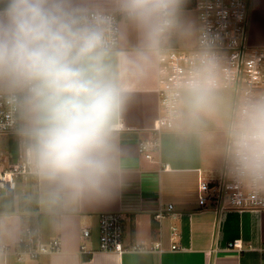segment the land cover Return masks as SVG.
I'll use <instances>...</instances> for the list:
<instances>
[{
	"label": "crops",
	"instance_id": "1",
	"mask_svg": "<svg viewBox=\"0 0 264 264\" xmlns=\"http://www.w3.org/2000/svg\"><path fill=\"white\" fill-rule=\"evenodd\" d=\"M83 2L114 9V0ZM253 4L249 41L264 46V0H253ZM119 16V50L135 58L142 36L133 24ZM175 35L173 28L148 54L146 62L141 61L138 69L126 73L130 91L114 131L115 175L103 195H84L74 202L52 204L48 197L50 185L39 175H32L18 190V197L2 196L0 245L14 244L16 233L20 235L28 219L38 225L45 242L60 238L62 243L59 252L23 262L11 256L10 264H264V212L219 213L214 205L201 206L198 202L199 179H214L223 163L233 103L229 90L215 88L214 93L225 94L214 95L213 109L199 118H193L185 107L188 91H184L176 127L162 135L156 161L139 153V141L151 137L162 113L158 89L170 75L166 49L182 48L175 44ZM23 126L20 114V129ZM105 211L124 214L125 245L140 242L148 249L121 254L100 250L99 216ZM84 226L91 227L87 252L81 250ZM234 240H241L242 246L230 247ZM173 244L178 248L173 249Z\"/></svg>",
	"mask_w": 264,
	"mask_h": 264
},
{
	"label": "clouds",
	"instance_id": "2",
	"mask_svg": "<svg viewBox=\"0 0 264 264\" xmlns=\"http://www.w3.org/2000/svg\"><path fill=\"white\" fill-rule=\"evenodd\" d=\"M180 0H114L142 36L135 58L118 50L112 15L83 0H0V94L24 120L21 135L52 204L103 195L115 175L114 131L130 91L126 73L177 25ZM193 118L214 107L210 70L185 85ZM243 175L264 180V96L243 101L227 132Z\"/></svg>",
	"mask_w": 264,
	"mask_h": 264
},
{
	"label": "built area",
	"instance_id": "3",
	"mask_svg": "<svg viewBox=\"0 0 264 264\" xmlns=\"http://www.w3.org/2000/svg\"><path fill=\"white\" fill-rule=\"evenodd\" d=\"M184 1L197 15V43L188 48L166 49L170 57V75L168 82L158 89L162 113L155 122L151 137L140 140L138 144L139 153L151 162H155L156 155L161 152L162 135L176 127L182 96L187 90L185 85L194 74L206 75L210 70L215 88L227 89L233 94L227 129L243 101L264 96V46L252 45L249 41L253 0ZM102 9L113 17L112 38L119 50L122 25L119 13L114 9ZM20 114L12 100L0 94V199L6 194L18 197V190L28 178L38 175L21 135ZM198 202L201 206L214 205L219 213L229 210L264 212V180H254L236 169L228 155L227 137L218 176L212 180L199 179ZM173 233L175 235L176 231ZM81 237V250L87 252L91 227H82ZM123 238L124 214L120 211L100 213V250L121 254L148 249L140 242L125 245ZM229 246L241 247V240H234ZM172 248L178 247L173 244ZM61 249L60 238L45 242L38 225L28 219L14 244L0 245V264H10L11 256L17 262H23Z\"/></svg>",
	"mask_w": 264,
	"mask_h": 264
},
{
	"label": "rangeland",
	"instance_id": "4",
	"mask_svg": "<svg viewBox=\"0 0 264 264\" xmlns=\"http://www.w3.org/2000/svg\"><path fill=\"white\" fill-rule=\"evenodd\" d=\"M184 7L179 3L177 11V25L174 27L177 37L175 35V44L179 45L182 48H188L194 46L197 43L198 29L199 24L197 20V15L194 10L191 9L190 5L184 1ZM223 95L225 93L218 92ZM214 93V95H219ZM189 94L184 96L185 107L188 108ZM216 102V101H215ZM219 103V102H218ZM19 232L16 233V240L18 239ZM12 261V259H11ZM16 264V263H15Z\"/></svg>",
	"mask_w": 264,
	"mask_h": 264
},
{
	"label": "trees",
	"instance_id": "5",
	"mask_svg": "<svg viewBox=\"0 0 264 264\" xmlns=\"http://www.w3.org/2000/svg\"><path fill=\"white\" fill-rule=\"evenodd\" d=\"M182 7H184L183 3L181 4Z\"/></svg>",
	"mask_w": 264,
	"mask_h": 264
}]
</instances>
